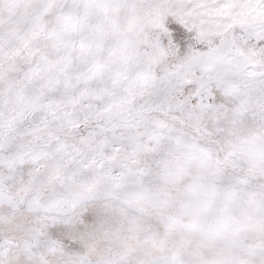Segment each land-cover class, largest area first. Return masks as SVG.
<instances>
[{"label":"snow or ice","instance_id":"6c2138e0","mask_svg":"<svg viewBox=\"0 0 264 264\" xmlns=\"http://www.w3.org/2000/svg\"><path fill=\"white\" fill-rule=\"evenodd\" d=\"M0 264H264V0H0Z\"/></svg>","mask_w":264,"mask_h":264}]
</instances>
